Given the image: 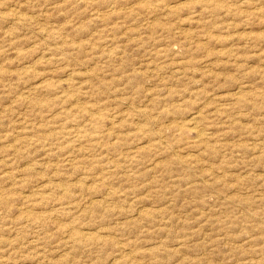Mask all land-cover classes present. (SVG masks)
<instances>
[{
	"label": "rangeland",
	"instance_id": "1",
	"mask_svg": "<svg viewBox=\"0 0 264 264\" xmlns=\"http://www.w3.org/2000/svg\"><path fill=\"white\" fill-rule=\"evenodd\" d=\"M0 264H264V0H0Z\"/></svg>",
	"mask_w": 264,
	"mask_h": 264
}]
</instances>
